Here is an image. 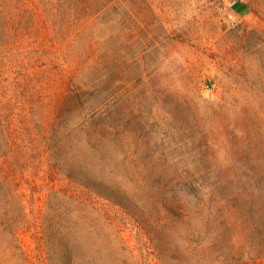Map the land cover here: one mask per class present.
I'll return each mask as SVG.
<instances>
[{
	"label": "rangeland",
	"instance_id": "1",
	"mask_svg": "<svg viewBox=\"0 0 264 264\" xmlns=\"http://www.w3.org/2000/svg\"><path fill=\"white\" fill-rule=\"evenodd\" d=\"M117 1L0 164V264H264V0Z\"/></svg>",
	"mask_w": 264,
	"mask_h": 264
},
{
	"label": "trees",
	"instance_id": "2",
	"mask_svg": "<svg viewBox=\"0 0 264 264\" xmlns=\"http://www.w3.org/2000/svg\"><path fill=\"white\" fill-rule=\"evenodd\" d=\"M118 3L0 0V164L12 155L19 160L22 133L31 130L32 121L41 123L44 116L37 118L48 106L62 115L78 103L86 109L91 104L84 99L85 87L96 85L89 74L114 66L100 54L99 31L103 18L118 5L126 10ZM58 78L69 79L72 94L62 102L49 96L46 103V93Z\"/></svg>",
	"mask_w": 264,
	"mask_h": 264
}]
</instances>
